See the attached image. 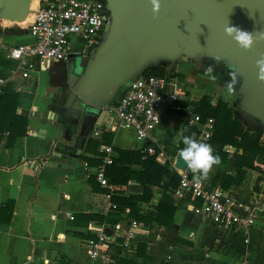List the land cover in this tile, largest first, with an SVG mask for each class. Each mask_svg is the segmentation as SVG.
<instances>
[{
  "label": "crops",
  "instance_id": "0c3cea01",
  "mask_svg": "<svg viewBox=\"0 0 264 264\" xmlns=\"http://www.w3.org/2000/svg\"><path fill=\"white\" fill-rule=\"evenodd\" d=\"M35 4L33 0L23 22L0 19V79L5 80L0 93V264H115L116 260L126 264H264V219L256 224L259 216L244 245L239 236L215 230L194 215L189 206H198L197 200L178 197L174 192L169 196L175 206L169 229L153 222L149 225L137 222L128 207L119 210L112 201L115 195L111 184L108 203L116 209L105 215L100 213L107 202L104 198L107 191L90 175L100 163L98 147L110 146L116 158L117 150L140 153L143 143L137 142L130 130L110 131L107 121L102 125L96 123L91 109L70 95L72 84L82 73L79 66L82 55H72L65 64L50 63L30 72L28 77L13 74L12 64L6 59L7 51L16 44L31 41L26 23ZM178 83L184 91L172 109L160 113L159 124L153 131L156 143H144L154 146L156 155L150 157L157 164L168 162L169 170L176 174L174 160L184 147L182 142L177 143L179 133L194 132L184 117L188 111L193 112L191 102L199 100L203 90L197 84L188 87L185 79ZM124 88L109 107L116 104ZM209 97L211 105H215L216 97ZM237 116L243 124L251 119L244 114ZM57 125H62V129ZM94 131L97 136L93 135ZM188 131L191 132L187 134ZM222 151L227 157L221 173L233 177L232 155L239 154L240 150L226 145ZM256 162L260 164V172L245 169L237 183H230L225 189L219 184H210L220 165L203 182L208 189H220L246 207L262 179L263 164ZM122 167L141 171L139 165ZM151 188L149 201L137 203L140 213L154 212L160 195ZM141 192V186L128 181L123 196L137 197ZM6 203L11 205L8 223L3 207ZM110 216L119 217L116 222L108 223ZM130 221L139 227L134 230L129 246L124 247L122 237ZM101 227L112 242L99 256L91 258L86 242L96 240Z\"/></svg>",
  "mask_w": 264,
  "mask_h": 264
},
{
  "label": "water",
  "instance_id": "95a60500",
  "mask_svg": "<svg viewBox=\"0 0 264 264\" xmlns=\"http://www.w3.org/2000/svg\"><path fill=\"white\" fill-rule=\"evenodd\" d=\"M29 1L0 0V19L20 22L29 13ZM103 2L110 22L95 50L83 51L82 73L70 88V95L94 113L96 123L111 118L108 105L146 68L219 57L238 74L237 109L264 126V82L258 79L256 64L264 56V40L254 43V51H245L225 33L226 26L254 36L264 33V0H160L157 14L150 0ZM186 166L178 152L174 167L183 171Z\"/></svg>",
  "mask_w": 264,
  "mask_h": 264
},
{
  "label": "built area",
  "instance_id": "2783aa9c",
  "mask_svg": "<svg viewBox=\"0 0 264 264\" xmlns=\"http://www.w3.org/2000/svg\"><path fill=\"white\" fill-rule=\"evenodd\" d=\"M109 22L103 0H39L26 23V32L31 41L9 48L6 59L12 64L13 74L28 77L30 72L43 69L50 63H64L74 54L82 55L84 50H95ZM4 83L5 80L0 79V93ZM183 91L180 83L167 77L139 76L129 81L116 104L109 107L112 116L106 122L108 130L121 128L132 131L135 140L143 143L139 147L141 158L155 156L154 146L144 143H156L153 131L159 124L160 113L172 109ZM184 121L194 130L195 139L199 142L205 143L211 138L212 118L201 119L198 114L188 111ZM97 134L94 131L93 135ZM261 144L264 146V142ZM98 155L100 163L90 175L101 189L107 191L104 194L106 205L100 210L105 215L116 209L114 204L108 203L112 191L104 176L105 168L112 163L113 151L110 146L102 145L98 147ZM262 169L258 190L246 207L240 206L220 189H208L204 182L195 183L187 166L183 171L175 170L179 182L174 194L197 200L198 206H189L194 215L208 222L215 230H226L239 236L246 245L255 218L264 215V163ZM67 217L72 219L71 216ZM138 227L135 221L129 222V229L122 237L124 247L134 239L133 232ZM111 242V236L101 227L96 240L86 242L89 256H99Z\"/></svg>",
  "mask_w": 264,
  "mask_h": 264
},
{
  "label": "trees",
  "instance_id": "16d2710c",
  "mask_svg": "<svg viewBox=\"0 0 264 264\" xmlns=\"http://www.w3.org/2000/svg\"><path fill=\"white\" fill-rule=\"evenodd\" d=\"M201 65L208 68L210 64H217L214 60L203 59ZM219 62L214 73H219L223 64ZM224 66V65H223ZM170 77L178 82H183V75L174 72L169 64L160 62L154 66L148 67L142 71L141 77ZM215 105H211L212 98L202 95L199 100L191 102L193 112L198 114L201 119L210 117L213 120V132L211 138L205 142L209 143L215 149V153L221 157L220 168L216 171L211 179V186L219 184L223 189L227 188L230 183H237V179L241 178L243 171L253 170L261 171L260 164L256 161L264 163V127L258 122L247 120L245 124L240 117L233 112L232 107L219 97L215 98ZM191 132H186L187 134ZM262 140V141H261ZM233 147L240 150V153L232 155V169L234 176L221 173V168L224 167L226 161V153L222 151L224 146ZM117 157L112 158V163L104 172V176L109 184L112 185L114 197L112 201L121 210L123 207H128L130 215L140 223L149 225L155 223L167 229L170 228L172 217L175 211V206L169 197L175 190L179 182V176L169 170L168 162L162 165L157 164L152 157L140 160V153L136 151L117 150ZM122 165H139L141 171H129L127 167ZM128 181H134L142 188V192L137 197L123 196L124 189ZM158 191L160 198L157 205L154 207V212L140 213L137 206L138 202H148L152 196V188ZM5 222L8 223L11 214V205L6 203ZM108 223H114L119 216H110ZM100 220V217H95ZM117 248H114V252ZM115 264H126L123 261L116 260Z\"/></svg>",
  "mask_w": 264,
  "mask_h": 264
},
{
  "label": "clouds",
  "instance_id": "9594fccd",
  "mask_svg": "<svg viewBox=\"0 0 264 264\" xmlns=\"http://www.w3.org/2000/svg\"><path fill=\"white\" fill-rule=\"evenodd\" d=\"M152 4V10L154 14L159 13L161 9L160 0H150ZM225 33L231 37L240 49L245 51H254V43L257 40H264V33H259L254 36L253 33L241 30L235 26H226ZM217 64H210L205 71L204 75L211 81L215 82L217 76L213 73L215 68L220 62V58H215ZM257 67L259 68L258 79L264 82V56L256 61ZM230 81L226 83V98L235 95L237 84L236 72H230ZM183 143L184 147L180 149L179 156L183 162L187 165V169L192 173L194 182L199 184L203 181L210 179L215 167L221 164V157L215 153V149L209 143L199 142L195 139V134L184 135L183 132L179 133L177 143Z\"/></svg>",
  "mask_w": 264,
  "mask_h": 264
},
{
  "label": "rangeland",
  "instance_id": "374dc122",
  "mask_svg": "<svg viewBox=\"0 0 264 264\" xmlns=\"http://www.w3.org/2000/svg\"><path fill=\"white\" fill-rule=\"evenodd\" d=\"M38 0H36L37 3ZM36 4L34 5L35 8ZM165 64H169L171 67H173V70L177 73L181 72L185 77V84L189 85L188 87H194V85H200L202 86L203 90H201V95H210L213 97H219L221 100L230 103L233 112H235V114L237 115H242L240 113V111L237 109V94L227 97L226 98V83L230 81V76H229V72L231 71V69L227 68V67H223V69L226 70L225 72V78L224 82H221V77L220 75L217 73H213L214 75L217 76V80L215 82L211 81L208 77H206L204 75L205 71L207 70L206 67L200 65V63H196V62H188V63H184L181 64L180 62H173V63H166L163 62ZM187 64V65H186ZM238 82L235 85L236 88V92L239 86V78L237 77ZM186 80L193 82L191 83H187ZM200 96V95H198ZM248 119H246L247 121ZM262 141V140H261ZM264 219V215H259V218L256 221V224L261 223L262 220ZM253 234V233H251Z\"/></svg>",
  "mask_w": 264,
  "mask_h": 264
},
{
  "label": "flooded vegetation",
  "instance_id": "af4514ba",
  "mask_svg": "<svg viewBox=\"0 0 264 264\" xmlns=\"http://www.w3.org/2000/svg\"><path fill=\"white\" fill-rule=\"evenodd\" d=\"M70 60V58L66 61V62H64V63H60V64H65V63H67L68 61ZM200 65H201V63H200ZM221 65V64H220ZM222 66V69L220 70V72L218 73L219 75H220V77L222 78L221 79V82H224V79H226L225 78V72H226V70L225 69H223V65H221ZM231 72V71H230ZM229 72V73H230ZM217 74V73H216ZM237 82H238V79H237ZM236 95V94H235ZM237 98V97H236ZM237 100L239 101V97L237 98ZM250 121H252V122H255L254 120H251L250 119Z\"/></svg>",
  "mask_w": 264,
  "mask_h": 264
},
{
  "label": "bare ground",
  "instance_id": "6f19581e",
  "mask_svg": "<svg viewBox=\"0 0 264 264\" xmlns=\"http://www.w3.org/2000/svg\"><path fill=\"white\" fill-rule=\"evenodd\" d=\"M32 1H33V0H30V1H29V4H28V11H30V4H31ZM28 14H29V13H27L26 16H25V18H24L23 20H21L20 22L25 21L26 18H27V16H28ZM1 20H3V19H1ZM20 22L18 21V22H13V23H20Z\"/></svg>",
  "mask_w": 264,
  "mask_h": 264
}]
</instances>
